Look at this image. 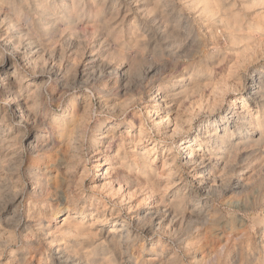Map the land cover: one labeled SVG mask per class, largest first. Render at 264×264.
<instances>
[{
  "label": "clouds",
  "instance_id": "9594fccd",
  "mask_svg": "<svg viewBox=\"0 0 264 264\" xmlns=\"http://www.w3.org/2000/svg\"><path fill=\"white\" fill-rule=\"evenodd\" d=\"M261 61L264 0H0V264H264ZM214 80L228 108L184 148L191 119L169 133L163 113ZM149 105L141 152L120 127ZM97 156L105 196L83 183ZM132 186L143 214L116 199ZM237 220L243 235L196 259Z\"/></svg>",
  "mask_w": 264,
  "mask_h": 264
},
{
  "label": "rangeland",
  "instance_id": "374dc122",
  "mask_svg": "<svg viewBox=\"0 0 264 264\" xmlns=\"http://www.w3.org/2000/svg\"><path fill=\"white\" fill-rule=\"evenodd\" d=\"M127 23H128V21L125 22V25H127ZM87 56H85V60H86ZM261 63H264V61H261ZM232 95H233V93H231V92L226 95V99L224 102V107L226 109L228 108V100ZM180 105H181V108H180L179 117L180 116L181 117L178 120L176 119L178 117L174 114H171L170 117L167 116V119L172 121V124L169 127V133L176 128V125L178 123L181 122L182 117H183V120L185 122L189 119H192L193 117H194L193 118L194 121L191 124L192 131L189 132L187 134V136L179 135L175 138V143H177V144H179L181 140L186 139V138H193L194 139L195 136L198 135V133H199V131H198L200 128L199 126L203 125V124H201L200 120H202V118H205V116H203V114H201L200 116H191L193 109H192V105L190 104V102H184L183 104L180 103ZM204 113H206V112H204ZM163 115H165V114H163ZM157 118L158 117L155 116L154 112H151V105H149L148 114L145 113L144 108H141L139 113L128 112L127 115L125 116V120L132 119L134 121L135 125L132 128H127L125 126L126 124L121 125L120 132L129 136L130 139L134 138L133 146L137 147V151L146 152L147 150L152 149V145L147 144V141L144 140L146 130L151 128V124L148 123V120L149 119H157ZM111 123L112 122H109V124H111ZM141 132H143L142 136H141ZM152 134H154V132ZM140 137H142L141 140H140ZM143 144H147V148H143L142 147ZM120 147L121 146L119 144H115L114 145V151L119 152ZM124 150L127 151V143L126 142L124 145ZM162 151H163V149H161L159 145H156V148L153 151V155L156 159V164L154 165V167H155L156 171L160 174L159 175L160 186L163 189V188L167 187V184H166V180L164 179V173L160 172V170L164 168V158L161 155ZM185 157H186V155L183 152H181V160H180L181 163L185 162L184 161ZM98 158H99L98 161L95 160L96 158H93V160L95 162H97L100 166L98 169L99 175H96L95 178L88 177L87 179H85L83 181V183H84L86 188L90 187L93 189L103 190V191H101L100 195L105 196V192L109 191L108 189L105 188V186L108 184V181L105 179V177H102V174L104 173L103 165H104L105 160L102 156H99ZM92 166H93V163L90 161L88 167L91 168ZM141 182L143 183L145 181L141 180ZM112 187H113V189H116V188H119L120 186L119 185H113ZM135 191H136V188L134 186L129 187V188H125V190L121 193V195L117 196L116 199L117 200L128 199L132 205L137 206L135 208L136 212L143 213L144 209L146 208V205H144L142 203L140 198H136L134 196ZM107 199H111V197H106L104 200L105 211H106V213L111 214V209L107 207ZM261 208H264V205L258 207L256 209V211H260ZM131 211H132V209L129 208V212H131ZM100 219L103 220V219H105V217L104 218L100 217ZM257 220H259V217H257ZM248 223L250 224L251 221H248ZM246 226L247 225L241 224L239 222V220H237L234 223V225L230 226V228L227 231L220 230L219 232H209V231L205 230L204 237H203V244L201 245V247H205V246H207V247L205 248L204 252H199L197 254L196 259H202L206 254H210L214 250L219 249L221 247V245L231 243L233 240H235L236 236H240V235L244 234ZM232 227L235 228V234H232V232H231ZM260 230L261 229L257 228L258 232ZM230 235H231V240L229 239ZM234 258H235V253H232V255L229 256V260L231 261Z\"/></svg>",
  "mask_w": 264,
  "mask_h": 264
},
{
  "label": "bare ground",
  "instance_id": "6f19581e",
  "mask_svg": "<svg viewBox=\"0 0 264 264\" xmlns=\"http://www.w3.org/2000/svg\"><path fill=\"white\" fill-rule=\"evenodd\" d=\"M104 13H105V19L110 18L111 17V7L110 6H106V8L104 9ZM121 15H123V10H121ZM127 21L128 20L126 19L125 22H127ZM50 38L51 39H55L54 34L50 35ZM73 43L77 44L78 42L77 41H73ZM87 55L88 54H85V56H87ZM89 58L90 57L87 56L86 60L89 59ZM230 70H231V68L229 69V71ZM226 87H228V85L220 83L219 80L206 82L205 90L202 93H200L199 95H193L187 101H185V102H190V104L192 105L193 111H192V115L191 116H200L201 114H203V116H205V118H202V120H200L201 124H203V125L202 126L198 125L200 127L199 130H198L199 131L198 135H196L194 139L193 138L183 139L184 144L182 145V147L187 148L188 144L192 143V147L193 148H198L199 144L195 143V141L198 140V139H202L205 136H207L209 131H214L215 130L214 128H212L210 126L209 122L212 121L214 123L215 122V118L219 117L220 115H222L224 110L226 109L224 107V102H225V99H226V95L228 93H230V92H226ZM155 102L159 103V101H155ZM217 105H219V107H217ZM180 108H181V105L178 102V103L172 105V108L170 109L171 114H174V115H176L178 117V118H176L177 120L181 117V116L179 117ZM204 108L215 109V111L204 113V111H203ZM163 114H165L166 117L167 116L170 117V115H171V114L169 115L167 112H165ZM158 119H159V117L156 120H158ZM126 121H131V124H126L125 125L127 128H132L135 125V123H134V121L132 119H127ZM193 121L194 120L192 118L191 119V124L193 123ZM176 127H177V125H176ZM161 131H163V129ZM219 134L223 135V132L221 131ZM142 135H143V132H141V136ZM141 139H142V137H140V140ZM213 139H215V138L213 137ZM98 157L99 156L94 157V158H96L95 159L96 161L99 160ZM190 158L191 157L186 156L184 161L185 162L189 161ZM108 168H109V165L104 162V165H103L104 173L102 174V177H105V175L108 172ZM140 214H143V213H140ZM90 235H93V233L86 232V233H84V238L88 239Z\"/></svg>",
  "mask_w": 264,
  "mask_h": 264
}]
</instances>
